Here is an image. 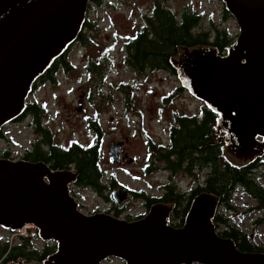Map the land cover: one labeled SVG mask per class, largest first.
Instances as JSON below:
<instances>
[{"label": "water", "instance_id": "obj_1", "mask_svg": "<svg viewBox=\"0 0 264 264\" xmlns=\"http://www.w3.org/2000/svg\"><path fill=\"white\" fill-rule=\"evenodd\" d=\"M239 35L221 54L216 47L177 45L171 57L181 87L217 115L216 140L223 155L241 168L264 158V0H221ZM90 0H0V131L26 110L35 82L83 31ZM80 110L82 108H79ZM120 144L112 145L119 159ZM72 169L45 161L0 157V226L18 230L34 223L41 239L56 243L42 263L24 258L7 264H264V253L243 252L217 232L220 197L203 192L183 226L169 217L174 204L155 203L136 220L108 213L87 215L71 194ZM128 190L113 191L127 200Z\"/></svg>", "mask_w": 264, "mask_h": 264}, {"label": "rangeland", "instance_id": "obj_2", "mask_svg": "<svg viewBox=\"0 0 264 264\" xmlns=\"http://www.w3.org/2000/svg\"><path fill=\"white\" fill-rule=\"evenodd\" d=\"M176 12L188 6L206 16L203 26L206 27L208 16L217 24L224 27L231 37L237 39L239 27L231 16L224 19L225 5L221 0H169ZM103 6L90 0L87 19L95 22V28L90 33L88 43L81 45L73 43L69 46L68 59L75 64L69 72L58 71L57 81L53 83H39L31 93L27 103L38 102L44 109L42 123L53 132L57 143L68 144L77 140L84 144L94 138L89 126V119L98 120L106 130L103 139L102 168L106 177L103 182L112 185H123L135 192H146L149 196L159 193L158 184L165 180L164 172L154 171L146 174L141 167L142 159L147 153L145 138L142 135V126L145 125L148 133L157 141L160 135L165 137V126L169 125L170 116L175 108L180 112L195 113L199 108L198 100L188 90L181 87L177 75L165 71H149L136 73L124 61L125 39L139 28L143 21V14L150 9V0H104ZM86 19V20H87ZM95 65H103V72H90L86 66L88 61ZM125 87L124 92L120 89ZM173 95V102L168 103L164 97ZM131 103V104H129ZM79 108H82L81 110ZM143 114L141 117L136 115ZM33 121L27 118L14 121L2 130L11 141L0 138V153L9 149L12 160L25 159V153L32 147L33 142L39 140L40 135L35 130ZM128 137L130 142L126 149L132 156L138 157V163L119 164L112 160L109 146ZM259 166L257 181L264 185V158ZM180 176V175H179ZM191 185L188 178L182 180V188ZM99 195L90 189L71 186V194L79 203V210L91 215L104 212L116 216V209H122L120 219L136 220L145 213L142 198L130 195L124 203L111 202L105 194ZM237 210L228 211L219 206L217 213L229 218V224L241 231H247L252 243L264 245V224H253L261 211L244 214L249 207L256 205L254 199L240 188L231 198ZM218 231L224 228L217 223ZM19 240H14L13 244ZM103 264H124L119 259H108Z\"/></svg>", "mask_w": 264, "mask_h": 264}, {"label": "trees", "instance_id": "obj_3", "mask_svg": "<svg viewBox=\"0 0 264 264\" xmlns=\"http://www.w3.org/2000/svg\"><path fill=\"white\" fill-rule=\"evenodd\" d=\"M103 6L104 0H92ZM150 10L143 14V21L139 28L130 34L123 43L125 50L123 61L136 73H148L149 71H165L172 75H177V70L171 63V57L178 53L177 45L188 47H197L202 44L216 47L221 54L226 53L227 47L235 42L228 31L220 24L214 22L211 16H208L206 27L203 26L206 18L203 12H197L188 6L181 11L171 7L169 0H150ZM231 17L230 13L224 8V19ZM95 22L86 20L83 31L79 35L77 42L81 45L88 43L90 33L95 28ZM74 65L68 59L66 51L60 57L55 59L52 66L39 78V83H53L57 81L58 71L69 72ZM87 70L93 72L95 69L103 72V65H95L90 60L86 66ZM126 86H121L124 92ZM180 88L178 90H182ZM165 101L173 102V95L165 96ZM131 104V103H129ZM44 109L38 102L27 103L24 113L16 120L22 121L27 118L33 121L35 130L40 135L39 140L33 142L32 147L26 150L24 158L29 161H45L54 170L75 169L78 175L77 186L87 188L99 195L106 191V184L103 178L106 177L105 170L102 168V137L94 136V139L87 144L72 140L67 145L55 141L52 130L42 123ZM196 117L185 119V124L181 130L174 131V150L180 159L190 156L193 162L202 163L207 168V180L204 188L206 192L213 193L220 197L222 208L228 211L237 210L232 204L231 198L240 188L244 193L255 200L256 205L245 210L244 214L253 211H261V216L253 224H264V185L257 181V174L260 172L259 166L263 163L257 159L252 164L236 168L231 165L223 155L224 143L210 144L202 146L204 143L216 140L217 135H209L215 132L217 125V115L208 107L205 108V118L202 126L195 124ZM97 129L98 125L93 122ZM0 138L11 141L1 130ZM196 154V157L194 155ZM202 155V156H200ZM0 157L10 158L9 149H4ZM192 162V163H193ZM177 169L179 163L173 164ZM114 184V180H111ZM173 196V197H170ZM170 198L179 200L180 196L173 190L170 192ZM148 206L159 201L155 198H147ZM164 200V199H162ZM168 201V200H167ZM189 204L182 207V213L187 212ZM116 216H120L122 209L115 207ZM181 209V208H180ZM129 221H132L129 217ZM183 224L184 217L180 218ZM215 222L222 223L224 228L218 231L219 235L232 238L237 247L243 252H262L264 245L257 246L252 243L251 235L247 231H241L229 224V218L220 215L219 212ZM57 246L53 244H44L39 249L34 246L30 239L23 237L21 243L12 247L8 243L0 242V259L4 257L6 261H17L24 258L28 263H42L49 255L53 254Z\"/></svg>", "mask_w": 264, "mask_h": 264}, {"label": "flooded vegetation", "instance_id": "obj_4", "mask_svg": "<svg viewBox=\"0 0 264 264\" xmlns=\"http://www.w3.org/2000/svg\"><path fill=\"white\" fill-rule=\"evenodd\" d=\"M39 82L40 80L35 82L33 86V90L37 87ZM198 102L200 106L197 112L195 113L190 114L187 112H180L179 110L175 108L173 114L170 116L169 125L165 126V129H164L165 137L160 135V138L157 141L154 139V137L151 136V134L148 133L147 129L145 128V125L142 126V135L147 136V138H145V142L147 146L146 147L147 153L142 159L141 167L144 169V172L146 174H151L154 171H158L159 169L160 171L164 172L165 180H163L160 184H158L159 193L155 196H149L144 191L135 192L129 188H126L123 185H117L116 183H114L106 187L107 193L105 194V196L107 200L111 202L113 201V196H112L113 191L120 189V188H126L129 193L128 197L130 195H134V196H138L142 198L143 200L144 207H145V213L140 215L138 218H142L145 215H147L150 211L151 206L155 203L163 202V203H168V204H174L175 207L169 217L170 223L175 227L183 226L184 222L183 224H181L182 222L180 221V218L184 217V221H185V217L189 211V208L192 204L193 199L197 195L203 192H206L204 190H199V189L205 187L208 171H207L206 166L203 165L202 163L198 164L196 160L193 162L195 158L191 160L190 156H185L183 159H180V157L177 156L176 154L177 152L176 153L172 152L174 150L173 138L175 134L174 131L181 130L183 128L186 117L187 118L196 117L195 124L198 126H202V124L204 123V118H205V108L207 106L199 100ZM136 116L141 117L142 121L144 122V118L142 117L143 114H140V115L138 114ZM88 122H89L90 129L92 133L94 134V136L100 135L102 137V149H103V139L106 136V130H104L103 128L104 125L98 122V120H94V119H89ZM93 122L97 123L98 125L97 129L94 127ZM129 142H130L129 138L125 137L124 140L121 139L116 142H112L110 144L109 146L110 156H111V153H110L111 146L120 144L119 159L117 163L122 164V163H127V162L128 163H134V162L138 163L139 162V158L132 156L130 154V151L126 149V146L129 144ZM194 157H196V154L194 155ZM176 163H179V166L177 169H174L173 164H176ZM72 170L77 174V171L75 169L72 168ZM184 178H188L191 181V185L187 189L182 188V180ZM77 182L78 181L73 183L72 186L77 185ZM172 190L173 192H175V194L180 196L179 200H177L176 198H170V197H173V196H170V192ZM147 198H155V199H158L159 201H156L152 205L148 206ZM187 203L189 204V206H188L187 212L184 215V213H182V210H183L182 207L186 205ZM214 222H215V219H214ZM0 260L3 261L4 257L1 258ZM24 261L27 262L26 260ZM9 262H13V261L12 260L6 261V262H3V264H7Z\"/></svg>", "mask_w": 264, "mask_h": 264}, {"label": "built area", "instance_id": "obj_5", "mask_svg": "<svg viewBox=\"0 0 264 264\" xmlns=\"http://www.w3.org/2000/svg\"><path fill=\"white\" fill-rule=\"evenodd\" d=\"M23 237L30 239L34 246L39 249L42 248L44 244H46L44 241L41 240L39 236V231L35 225L29 226L27 224L23 228L15 231L0 227V242L8 243L11 247L15 244L21 243ZM14 240L19 241L13 244Z\"/></svg>", "mask_w": 264, "mask_h": 264}, {"label": "bare ground", "instance_id": "obj_6", "mask_svg": "<svg viewBox=\"0 0 264 264\" xmlns=\"http://www.w3.org/2000/svg\"><path fill=\"white\" fill-rule=\"evenodd\" d=\"M260 160H262V159H260ZM255 161H256V160H255ZM220 205H221V204H220ZM216 216H217V215H216ZM216 216H215V218H216ZM215 218H214V219H215ZM27 224H28L29 226H33V225H34V223H27ZM27 224H26V225H27ZM0 227H1V226H0ZM2 228H3V227H2ZM4 229H5V228H4ZM8 230H10V229H8ZM12 231H14V230H12ZM38 231H39V230H38ZM217 232H218V231H217ZM39 236H40V235H39ZM40 238H41V237H40ZM41 240H42V239H41ZM42 241H43V240H42ZM44 242H45V241H44ZM45 243H46V244H49V243H52V244H53L54 242H45ZM55 244H56V243H55ZM40 249H41V248H40Z\"/></svg>", "mask_w": 264, "mask_h": 264}]
</instances>
